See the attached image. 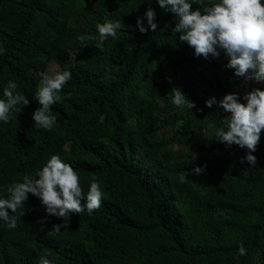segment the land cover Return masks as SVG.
<instances>
[{"label": "trees", "instance_id": "trees-1", "mask_svg": "<svg viewBox=\"0 0 264 264\" xmlns=\"http://www.w3.org/2000/svg\"><path fill=\"white\" fill-rule=\"evenodd\" d=\"M149 7L158 28L141 34L137 18ZM106 22L120 28L98 48L95 26ZM175 24L157 0H0V99L11 81L30 101L0 121V198L53 155L77 173L84 197L93 181L102 193L91 214L61 219L29 194L14 214L16 228L0 220V264H39L41 257L51 264H264V130L252 153L256 165L241 163L247 149L215 141L231 114L205 106L233 93L246 104L243 96L255 87L237 80L223 52L215 60L195 57ZM50 62L71 79L46 130L34 126L32 114ZM173 87L196 107L175 106ZM195 168L202 174L181 183L179 175Z\"/></svg>", "mask_w": 264, "mask_h": 264}, {"label": "clouds", "instance_id": "clouds-1", "mask_svg": "<svg viewBox=\"0 0 264 264\" xmlns=\"http://www.w3.org/2000/svg\"><path fill=\"white\" fill-rule=\"evenodd\" d=\"M157 3L164 13L174 14L176 24L173 31L179 33L181 44L186 42L194 49L195 57L207 60L211 56L215 60L223 52L228 58L226 67L234 70L237 80L255 87L243 96L246 104L239 102L240 97L235 93L225 95L219 102L214 97L205 101L206 107L212 108L214 104H218L224 112L231 114L223 117L222 127L215 132V141L229 148L237 145L241 149H247L248 152L241 157L240 162L244 163L246 160L249 165L255 166L257 158L252 153L257 150L260 133L264 130V90L257 87L264 84V3L261 0H221L220 3L208 4L205 0H199V7L196 9H193V4L188 0H157ZM143 19L147 20L148 27L143 25ZM95 27L98 32L96 47L99 48L106 38L117 36L120 23L106 22ZM136 27L141 34H147L149 30L155 33L158 28L155 9L149 7L143 18L138 17ZM3 52L4 49H0V54ZM40 76V86L35 95L40 107L32 114V120L34 126L51 130L56 123V118L49 114L51 106L59 100L58 93L71 79V73L64 71L53 76L41 73ZM250 81L256 84L249 83ZM17 87L15 82L10 81L3 90L0 121L4 123L10 121V113L20 112L21 107L25 108L30 103L29 99L16 92ZM168 95L177 107L185 104L190 109L196 107L177 87H173ZM202 172V168H195L181 173L180 182L183 183L193 173L200 175ZM7 193L6 198H0V220L7 222L10 229L16 228L17 217L14 214L24 207L29 194L41 201L48 216L57 219L85 209L91 214L100 207L102 196L100 185L93 181L84 197L77 173L57 155H53L32 176L25 175L23 182L8 186ZM82 200H86L83 205ZM38 223L45 224L46 220ZM62 227V223L54 224L48 234H59ZM238 252L240 256L247 254L242 244ZM39 264L51 262L41 257Z\"/></svg>", "mask_w": 264, "mask_h": 264}, {"label": "rangeland", "instance_id": "rangeland-1", "mask_svg": "<svg viewBox=\"0 0 264 264\" xmlns=\"http://www.w3.org/2000/svg\"><path fill=\"white\" fill-rule=\"evenodd\" d=\"M56 73H60V67L55 62H50L48 66V74L49 76H53ZM163 136H167L170 134V130L168 128H163L160 132ZM170 149L177 150L179 147L174 143L170 144ZM185 150H189V148H185ZM225 153V152H224Z\"/></svg>", "mask_w": 264, "mask_h": 264}, {"label": "built area", "instance_id": "built-area-1", "mask_svg": "<svg viewBox=\"0 0 264 264\" xmlns=\"http://www.w3.org/2000/svg\"><path fill=\"white\" fill-rule=\"evenodd\" d=\"M242 81L244 82V80H243V79H242ZM249 83H253V84H256V83H254V82H251V81H250Z\"/></svg>", "mask_w": 264, "mask_h": 264}]
</instances>
